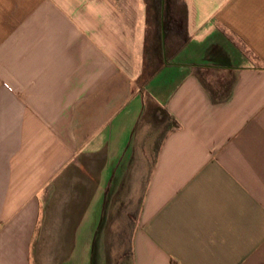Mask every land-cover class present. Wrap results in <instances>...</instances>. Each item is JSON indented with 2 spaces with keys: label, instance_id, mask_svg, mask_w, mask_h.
Listing matches in <instances>:
<instances>
[{
  "label": "crops",
  "instance_id": "1",
  "mask_svg": "<svg viewBox=\"0 0 264 264\" xmlns=\"http://www.w3.org/2000/svg\"><path fill=\"white\" fill-rule=\"evenodd\" d=\"M0 264H264V0H0Z\"/></svg>",
  "mask_w": 264,
  "mask_h": 264
},
{
  "label": "rangeland",
  "instance_id": "2",
  "mask_svg": "<svg viewBox=\"0 0 264 264\" xmlns=\"http://www.w3.org/2000/svg\"><path fill=\"white\" fill-rule=\"evenodd\" d=\"M216 46L217 47H219V48H221V49H223V50H227L228 52H229V54L230 55H234V53L236 54V51L234 50L235 48H234V46H232L231 45V43H230V40L228 39V38H226V37H217V38H215L214 40H212V41H210V43H209V45H207L205 48H204V52H205V54H206V56H207V54H209V53H213L214 52V50H215V48H216ZM234 52V53H233ZM197 63H199V64H205V65H221V64H216V63H214V62H211V61H209V62H203V63H200V62H197ZM189 64L190 65H192V64H196V62L195 63H193V62H189ZM223 66V65H222ZM184 72H173V74H172V82H170V83H168L166 86H161V90L160 89H158L159 90V93H158V96H163L164 94H167V93H169V91L172 89V88H174L178 83H179V81L181 80V78H182V74H183ZM223 76L222 75H220V76H217V77H207V78H205V81H206V84L207 85H209V86H211V87H216V83H219V82H222L223 81V78H222ZM231 81V80H230ZM159 116L160 115H157L156 117H157V121H159V123L161 122V119H162V123L164 124V123H166V124H164V125H166L165 127L166 128H168V126H169V122H168V120H167V122H165V120H164V118L165 117H161V118H159ZM159 119V120H158ZM164 127V126H163Z\"/></svg>",
  "mask_w": 264,
  "mask_h": 264
}]
</instances>
